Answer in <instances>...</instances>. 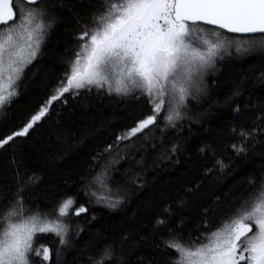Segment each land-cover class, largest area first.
<instances>
[{
  "label": "trees",
  "instance_id": "trees-1",
  "mask_svg": "<svg viewBox=\"0 0 264 264\" xmlns=\"http://www.w3.org/2000/svg\"><path fill=\"white\" fill-rule=\"evenodd\" d=\"M45 2L54 18L52 27L37 58L22 75L19 95L6 113H0V138L20 130L38 105L48 99L66 62L78 48L76 36L84 27L93 28V15L101 14L107 3L118 0ZM262 73L264 50L226 55L207 76V94L188 102L190 119L163 133L153 129L147 137L138 134L133 138L134 146L119 157H105L116 161L111 178L126 188L128 195L114 209L94 203L87 214L79 217L69 212L65 220L70 224L69 243L63 249L61 264H89V256L105 243L113 242L118 251L122 248L126 264H170L177 254L165 249L161 239L171 237L163 227L156 226L164 208L172 206L176 218L173 225L183 219L185 232L181 235L190 236L198 244L197 237L205 231L198 226L205 209L216 207L212 202L217 196L224 199L227 194L225 203L238 207L248 194V179L264 174V136L246 155H236L227 146L242 143L231 129L237 133L248 130L259 122L257 118H264V80L259 78ZM147 112L142 99L95 90L68 97L63 104L55 102L49 115L28 136L15 138L0 148V209L14 199L21 177L38 178L23 193L26 207L38 205L51 213L69 197L76 201L75 206H87L82 189L98 173L104 179L103 170L92 157L108 144H115L116 135L134 126L135 120ZM205 144L213 145L217 158L228 165L223 173L205 176V168L212 163L211 157L199 151ZM173 145L177 146L175 152H171ZM137 173V183L143 184L142 188L129 182ZM195 185H199V190ZM111 187L115 189L116 184L111 183ZM226 213L222 204L207 217L210 227H217L215 221ZM38 245L54 250L58 241L53 234H37L34 247ZM48 264H55L54 254Z\"/></svg>",
  "mask_w": 264,
  "mask_h": 264
},
{
  "label": "snow or ice",
  "instance_id": "snow-or-ice-1",
  "mask_svg": "<svg viewBox=\"0 0 264 264\" xmlns=\"http://www.w3.org/2000/svg\"><path fill=\"white\" fill-rule=\"evenodd\" d=\"M49 11L45 0L22 3L0 0V113H6L19 95L12 88L18 89L25 68L41 51L54 19ZM92 21L93 28L84 27L76 36L78 48L66 62L65 71L55 81L48 99L38 105L20 130L0 138V148L15 138L28 136L49 115L55 102L66 103L68 97L80 96L82 92L104 91L108 95L142 99L148 112L136 119L134 126L117 134L115 144H108L92 157L103 170L104 179L98 173L82 189L87 206L77 207L76 201L69 197L51 213L42 211L38 205L26 207L23 193L38 178H20L14 199L0 209V264H48L53 254L55 264H61L63 249L69 243L70 224L65 222L69 212L79 217L87 214L94 203L114 209L128 195L127 189L111 178L116 161L104 158L119 157L122 151L134 146L133 138L138 134L147 137L153 129L163 133L190 119L188 102L207 94L205 76L215 70L218 60L231 55L233 46L237 54L264 50V0H118L107 3L105 11L93 15ZM194 28L201 35L197 44L191 42ZM221 30L260 35L241 42ZM259 78L264 80V73ZM257 119L259 122H254L251 129H241L238 133L231 129L242 141L227 146L236 155H246L261 143L264 118ZM176 150L177 146L173 145L171 152ZM199 151L212 159L211 166L204 170L205 176L223 173L228 167L223 159L217 158L213 145L205 144ZM139 179L137 173L129 182L142 188L143 184L137 183ZM111 183L116 184L115 189ZM247 183L248 194L238 207L226 204L225 194L224 199L217 196L212 202L215 208L205 209L198 226L205 231L197 237L198 244L190 236L181 235L185 232L183 219L173 225L176 218L172 206L163 209L156 226L163 227L171 237L161 239L165 249L177 254L170 264H264V174L249 178ZM195 189L199 190V185ZM222 204L227 213L215 221L218 226L213 229L207 217ZM76 227L79 231V226ZM37 234H53L58 245L54 250L44 245L34 247ZM88 261L89 264H126L122 248L118 251L116 242L105 243Z\"/></svg>",
  "mask_w": 264,
  "mask_h": 264
},
{
  "label": "rangeland",
  "instance_id": "rangeland-1",
  "mask_svg": "<svg viewBox=\"0 0 264 264\" xmlns=\"http://www.w3.org/2000/svg\"><path fill=\"white\" fill-rule=\"evenodd\" d=\"M203 26V25H202ZM206 28H213V27H208V26H205ZM222 31V30H221ZM222 32H224V31H222ZM226 35H228L229 37H231V38H234V39H238V40H241V42H243V38H239V37H235V36H231V35H229L228 33H226V32H224ZM200 39H201V35L200 34H198L197 33V30L194 28L193 29V34H192V36H191V42L193 43V44H197V43H199V41H200ZM246 39V38H245ZM231 51V53H236V51H235V46H233L232 47V49L230 50ZM38 55V54H37ZM224 57H226V55L224 56ZM219 61L220 60H218L217 61V64L219 63ZM34 62V61H33ZM32 62V63H33ZM217 64H216V66H217ZM28 67V66H27ZM26 69V68H25ZM25 71V70H24ZM24 73V72H23ZM23 73H22V75H23ZM209 73H210V71L208 72V74L205 76V83H206V80H207V76L209 75ZM22 78V77H21ZM19 83H20V81L18 82V87H19ZM4 85H5V88H7L8 87V82H7V80L5 79V81H4ZM12 91H17V88L16 87H13L12 88Z\"/></svg>",
  "mask_w": 264,
  "mask_h": 264
},
{
  "label": "water",
  "instance_id": "water-1",
  "mask_svg": "<svg viewBox=\"0 0 264 264\" xmlns=\"http://www.w3.org/2000/svg\"><path fill=\"white\" fill-rule=\"evenodd\" d=\"M210 27H214V26H210ZM223 31L227 33L226 30H223ZM229 34L236 35V36H252V35H260V34H240V33H229Z\"/></svg>",
  "mask_w": 264,
  "mask_h": 264
}]
</instances>
